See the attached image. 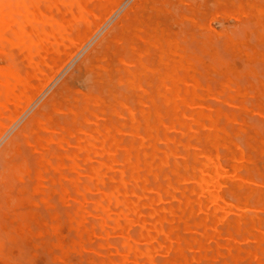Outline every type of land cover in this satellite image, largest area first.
<instances>
[{"label":"bare ground","instance_id":"1","mask_svg":"<svg viewBox=\"0 0 264 264\" xmlns=\"http://www.w3.org/2000/svg\"><path fill=\"white\" fill-rule=\"evenodd\" d=\"M111 1L112 0H0V126L4 125L2 121L7 117L13 119L17 116L23 106L22 104L32 99L31 93L37 87L34 85V81L42 76L44 77L53 64L61 56L63 57V54L68 51L67 49L80 35L82 29L81 25H85V23L87 25L90 19L93 18L97 12H100L110 5ZM148 1L151 0H136L129 11L118 20L116 30H114V28L106 33L99 44L85 56L81 64L87 65V62L89 64L94 56L97 54L99 55L98 52H103L106 65H101L100 68L103 69L102 71L105 74L109 75V69L111 68V59L108 58L110 56L109 54L115 55L117 57V59L116 57L115 59L118 60L117 62H120L114 63L115 65H119L122 62L125 65L129 63L128 66L131 67L130 64H132L133 61L138 62L139 60L136 61V59L141 52V46L134 42V40L141 39L143 41L145 37L150 36L143 30V28L147 27H145V25L142 26L144 20L142 19L143 14L141 12L146 7ZM167 1H165V3L163 2L166 6ZM229 1H226L227 4ZM237 1L238 0H236V2ZM176 2H178V0H176ZM238 2L241 4L240 1ZM238 2L235 3V7H237ZM154 3L157 4L156 1H154L149 9L153 8ZM163 3L161 4L163 5ZM158 4H160V2H158ZM232 4L234 6L233 2ZM263 5L260 7L261 10L258 11H263ZM221 6L224 7L223 5ZM232 8L234 9V7ZM176 9L170 11L172 12ZM236 9L238 10L239 8ZM207 10L205 9V11ZM231 10L232 9H230V11ZM148 11L151 12V10H147V12ZM181 11L183 12V9ZM198 12L197 14L199 15L201 11ZM148 13H145V19ZM188 13L193 14L191 11ZM253 14L255 18L256 13L254 12ZM260 14L261 13H259V15ZM167 16L168 15H166V17ZM207 16H203L202 14V17ZM166 17L164 20L167 19V21H169V16L168 18ZM201 18H199L201 21L200 23L203 25V20H201ZM249 18L250 17H248V19ZM164 20H162V22H165ZM178 20L181 19L178 18ZM240 20L242 21V19ZM255 20L257 21V18ZM247 21L249 22V20ZM186 22L183 20L181 24H186ZM165 23L164 25L166 26ZM245 23L246 21H242L243 25L241 24L242 27L240 31L247 26L243 27ZM172 24L168 28H170ZM187 24L186 27H182L184 30L188 28ZM196 27L195 29L197 31L199 27ZM177 28L180 29L179 27ZM263 28L261 29L262 31L264 30ZM149 29L151 30V26ZM183 29L178 31L185 33ZM237 29H239L238 25ZM199 30H201V28ZM178 31L177 33L179 34ZM191 31L193 32L194 30ZM231 31L232 29L229 34L232 36L234 32ZM236 31H238L235 32L236 37H238L237 35H240V31ZM200 32L202 33V30ZM206 32L207 31L204 33ZM248 32L250 33L251 30ZM142 33L143 35H141ZM201 33L200 35H203V33ZM242 33L244 37V32ZM171 34L173 35L172 29ZM189 34L191 35L192 33ZM251 34L254 33H250V35ZM165 35H167V33ZM206 35H204V39ZM223 35L218 36V38L223 37ZM179 36L180 40L176 38L179 43H182L180 42L182 38L181 34L178 35V37ZM159 37H161L160 34ZM198 37L200 36L197 35L195 38L197 39ZM254 37H256L255 34ZM186 38H188L186 39L188 44L186 40H183L182 44H187L186 50L188 51L192 46L188 49L189 43L191 45V41H188V36ZM225 39H227V37H225ZM251 39L253 40V38ZM141 40L139 43H141ZM164 40L167 39H163V41ZM214 40H216V37ZM234 40H236V38ZM147 42L149 43L150 41ZM254 42L255 41H251V43ZM199 43L201 44V42ZM205 43L202 44L204 45ZM214 43L221 45L222 40L220 39V41L218 40ZM217 44L215 48H217ZM224 44H227V42ZM163 45L165 47V44ZM142 47L146 49L147 46ZM258 48H260V46H258ZM179 49L182 50L181 47ZM206 49L208 50V47H206ZM186 50L185 52L187 53ZM198 50L191 53H195V55L198 53L199 55V52H197ZM220 50L224 51V53L219 52ZM155 51L160 52V49L157 50L155 47ZM228 51L231 52L229 49ZM216 52L221 53V55L225 54L224 47H220L219 50L217 48ZM153 53L154 51L151 56L149 55L151 61L153 58L152 56L155 54ZM175 54L177 53L175 52ZM226 54L222 56L218 54L220 56H216L218 58L216 59H227L226 56L228 54ZM160 55L161 54H159V56ZM165 56L167 55H163V57ZM184 56L186 57V54ZM100 57L102 58V56ZM156 57L158 63L159 58L155 56L154 59ZM205 57L207 56L205 55ZM256 58L258 59V56H256ZM162 59L165 60V58ZM170 59H167V61ZM189 59L191 60V58ZM183 60L185 59L183 58ZM204 60L206 59L204 58ZM208 60L207 61L210 63L209 57ZM211 60L213 59L211 58ZM142 61L145 63L146 58L142 57ZM242 61V63H244V59ZM94 62L96 63V60ZM214 62L217 69L222 66L226 67V65L221 63L222 61L220 62V65L222 64L220 67L217 66L219 62ZM223 62L226 64L227 61L223 60ZM168 63L170 62L168 61ZM197 63H199L198 60L196 65ZM201 63L202 62H200V65ZM258 63L257 67L259 66ZM123 64H121V66ZM212 64L215 65L214 63ZM115 65L113 66L115 67ZM140 65H143V63L140 62L139 69L142 67ZM261 65H263L262 62ZM133 66L135 67V63L132 64V67ZM148 66H150V64H148ZM163 66L165 67L164 64ZM171 66V70L168 71L173 74L168 76L170 78L169 82L166 81V83L169 84L168 90H170L171 95L165 99L171 109L166 111V113L164 109L166 106L163 108L164 112L162 110H160V112L154 110L152 117L149 111H146V113L142 112V126L136 119L139 112H135L138 113L135 115L132 109L134 105L129 107L130 104L128 106L126 100L125 102H119V100H117V102L128 111L130 125L127 127L123 125L118 127L116 125H121V123L117 124V120H115V124L113 123L114 119L111 121L108 116V120H106L104 115L110 114L113 109L112 107L111 109L108 108V113L106 112V107V110L102 105L99 107V102H102V100L98 102V98L96 97V95L100 94L99 92L95 97H92L89 94H84L82 90H79L80 93L82 92L81 94L78 93L79 91L75 90L80 98L77 97L78 95L71 97V94L70 99H73L74 102L70 103V101H64L66 105H62L61 103L63 100L60 102V97H64L66 91L69 92V90L73 88V86L71 88L67 87L68 80L70 79L67 78L0 151V165L3 166V170L0 172V207L2 206L1 197L5 194L8 197V205L14 198V200L18 201V203L15 201V203H12H14V206L17 204L16 207L19 205L21 210L16 211V208L12 207L13 212L10 213L11 216H6V218L9 219L13 230L24 237L28 245L33 247V249H30L34 250L32 253L33 256H30V261L26 258L28 259L27 261L35 264L32 262L34 259H38L40 256L45 255L50 258L49 260H51L53 264H264V178L262 179L259 176L255 179L256 174L254 175V168L251 164V167L247 165V163L252 161V158L254 159L255 156L252 157L251 154L256 150H252V153L250 150L251 154L246 150L244 151V147L240 148L241 145L239 146L233 141L234 138L232 139L230 137L231 133L229 132L230 127L231 131H235L236 135H239L237 132L240 133L239 137H236L237 141L241 137L240 141H242V144L244 142V145L248 148L251 147V141L256 137L253 135L255 132H252L253 134L251 133L254 126L248 125V122H244L239 119L241 117L236 115L239 119L237 120H241L238 122L235 118V112H233L235 108L232 109V107L228 106V108L232 110L226 109L229 110V112H222L219 105H215V107L219 106L220 108L214 107L213 109L207 103L205 104L206 97L212 95H209L207 91L206 87L208 86L206 85V87H204L205 85L201 84L193 74L189 73L190 69L188 66L179 65L183 68L182 71L185 72L180 73V75L182 74L181 77L176 75L175 67L177 64L176 66L173 64ZM77 67V69L80 68L79 66ZM87 67L90 68V65ZM121 68L123 69V67ZM125 68L131 74L129 75L130 78H134L135 73L131 71H135L133 69H136V67L131 71L128 70L129 68L127 69V66H125L124 69ZM95 69L96 68H94V70ZM139 69L137 70L139 71ZM148 69L152 70V68ZM202 69L201 65V70ZM259 69L261 70L260 66ZM161 70L160 68V71ZM197 70L201 71L200 69ZM82 71L84 70H81V73ZM114 71L115 73L113 70L112 73L116 75L117 72L115 69ZM121 71L120 75L122 74ZM90 72H92V68ZM242 72L244 71L242 70ZM146 73L148 74L147 71ZM166 73L168 74V72ZM229 73L230 72H227V74ZM47 74H49V72H47ZM83 74H86L85 71ZM263 74L259 75L261 76ZM71 75L74 76L73 74H70V76ZM214 75L215 74H213V76ZM253 75L254 74L251 76L253 77ZM87 76H89V74H87ZM126 76L125 74V79ZM142 76H144V74ZM149 76L150 74L148 77ZM200 76L204 75L202 74ZM217 76L219 75H216V77ZM220 77V79H222L221 75ZM101 78L99 77L98 82ZM118 78L114 81L118 82ZM254 79L255 77H253V80ZM255 80L257 82V79ZM71 81L73 82V79ZM104 81H107V79ZM154 81H156V79ZM207 81L209 82V80ZM221 81L219 80V82ZM87 82L88 79H86V83ZM178 82L182 84L179 85L182 86L181 89L178 87ZM204 82L206 84V80H204ZM213 82L219 83L215 80ZM213 82H211L212 86L215 85ZM244 83L247 85L249 84L247 82ZM167 84H165L166 88ZM232 84L234 86L235 83ZM70 85H73V83ZM91 85L96 84L91 82ZM122 85L126 87L129 84ZM112 86H115L111 85L112 90H114ZM154 87L155 86H153V88ZM256 87H258V82ZM106 88L101 89L106 90ZM215 88L211 89L215 92ZM115 89L117 90V88ZM142 89L143 90H140L141 93L147 92L144 91V88ZM146 90H148L147 86ZM129 91L131 95L132 89ZM251 91L248 93L253 94L254 91ZM117 92H119V95L120 90L116 91V93ZM107 93L104 95H108ZM155 93L157 94V91L154 90V95H156ZM218 93H220V91ZM224 93L223 95L225 98L231 101V103L236 102L237 98L234 102V97L232 96V94L235 93L234 91H232V94L227 93V90ZM112 94L113 93H111V95ZM223 95L220 94V96L224 98ZM106 97L108 99L110 96ZM144 98H146V95H144L142 99L144 100ZM215 98L217 99V97ZM64 99L67 98L64 97ZM112 99L114 98H109L108 101L111 100V102H113ZM155 99L158 98L156 97ZM220 99L222 98L220 97ZM130 100L133 101V99ZM148 100L150 101V98ZM152 101L154 102V100ZM229 101L228 103H230ZM136 102H138V100ZM111 104L113 105L114 103ZM142 104L148 105L149 102H142ZM220 104L222 103L220 102ZM235 104L233 105L235 106ZM254 104H256L255 101ZM262 104L264 105V102ZM63 106H65L66 111L61 109ZM160 106L163 107L162 103ZM115 107L118 108L119 106ZM137 107L139 108V106ZM145 107L147 108V106ZM162 107L160 109H162ZM246 107L249 106L246 105ZM56 112L64 114V117L66 114V117L64 118L59 115L62 121L60 118H54L53 113ZM125 112L126 111L122 112V114L124 115ZM237 112L238 111H236V114ZM120 115L118 116L120 117ZM125 116L127 117V115L123 117L125 118ZM246 116L248 115L246 114ZM253 116L255 117V115ZM117 119L119 120L120 118ZM122 119L123 118H121V120ZM123 120L122 122H124ZM101 121H103V123ZM234 123H236L237 126H234ZM175 133H177V135ZM116 136L118 137L116 138ZM258 141L256 143H258ZM255 146L257 145L255 144ZM232 147L238 150H234ZM252 149H254V147ZM255 153L256 152H254L253 155H255ZM258 156L260 155L257 154V157ZM261 157L260 160H263L264 156L262 155ZM79 171L82 177L84 176L83 174L87 175L91 184H87L88 179L78 177ZM85 180L87 181L86 183H84ZM15 190L17 193H15ZM13 193L15 196L17 194V196L15 197ZM228 195L231 199L228 198ZM74 199H78V202ZM250 199H253V204L250 203ZM76 203H78V205H76ZM208 204L211 205L208 206ZM96 218L99 220L98 224L95 222ZM111 233L117 235L121 239L120 244L115 243L119 239L114 243H109ZM22 237L19 238L20 241ZM24 238L23 242H25ZM10 239L11 235L9 240ZM13 240L16 241L15 237L12 236V241ZM30 246H26V248L28 247L29 249ZM9 255L10 254H8V256ZM3 259H5V257H3ZM7 259L9 260L8 257Z\"/></svg>","mask_w":264,"mask_h":264},{"label":"rangeland","instance_id":"2","mask_svg":"<svg viewBox=\"0 0 264 264\" xmlns=\"http://www.w3.org/2000/svg\"><path fill=\"white\" fill-rule=\"evenodd\" d=\"M135 1L136 0H112L111 1V3H110V5H108L105 9H103V10H99L100 12H97L96 14H95V16L93 17V18H91L90 19V21L87 23V25H86V23H85V25H81V33H80V35L78 36V38L70 45V47L67 49L68 51L66 52V53H64L63 54V57L61 58H59L54 64H53V66H55V67H51L47 72H49V74H47V72H46V75L43 77H40L38 80H36V81H34V85L35 86H37L36 87V89H34V91H32V93H31V95H32V99L30 100V101H26L27 103H24V104H22L23 106H22V108L20 109V111H19V114L17 115V116H15L13 119H10V118H6L4 121H2V123L4 124H2L3 126H0V151L3 149V147L8 143V141L19 131V129L29 120V118L37 111V109L42 105V104H44V102L45 101H47V99L50 97V95L58 88V86L65 80V79H69L68 80V83H73V85H70V84H68L67 83V87L68 88H71L72 86H73V88H75V89H73V88H71L70 90H69V92H67L66 91V94H64L65 96V98H67V99H64V97H60V102L62 101V105H64L66 102H64V101H70V103H73L74 102V100L72 99H70V95H71V97H75L76 95H78V93L79 94H81L80 93V91L79 90H82L83 91V93L84 94H89V95H91L92 97H95V95L96 94H99V95H102V96H99V95H96V97L98 98V102L99 101H101L102 100V102H99L100 103V106L99 107H101V105L103 106V108H107V110H106V108H105V110H106V112H108V108L109 109H111V107H112V112L110 113V114H106V115H104L105 116V119L106 120H108V118H110L111 119V121H113V119H114V121H113V123L115 122V120H117V124H119V123H121V125H116V126H125V127H127L128 125H130V123H129V116H128V111L126 110V108L125 107H123L121 104L119 105V103L117 102V100H119V102H125V100H126V102L128 103V106H129V104H130V106L129 107H132L133 105V107L134 108H132L133 110H134V113L135 112H139V114L138 113H135V115L136 114H138V116L136 117V119L139 121V123H140V125L142 126L143 125V122L141 121L142 120V118H141V115H142V112H145L146 113V111L148 112H150L152 115H151V117L153 116V113H154V110H156V111H159L160 112V110H162L163 112H164V109H165V113H166V111H168L169 109H171V107L166 103V101H165V99H166V97H170V95H171V92H170V90H168V85L169 84H167L166 83V81L167 82H169V80H170V78L168 77L169 75H172L173 73L172 72H169L168 70H171L170 69V67H172L171 65L173 64V65H175L176 66V64H177V66L175 67V71H176V75H178L179 77H181L182 76V74L180 75V73H185L184 71H182L183 70V68H181V66H179L180 64H182V66H188L189 67V69H190V71H189V73H191V74H193L194 75V77L198 80V81H200L201 82V84H203V85H205L204 87H206V85L208 86V87H206L207 88V91L209 92V95H211L210 97L209 96H207L206 97V100H208V99H212V100H208V101H206L205 100V104L207 103L211 108H213L214 109V107H215V105H219V106H216L215 108H220L221 109V111L222 112H229V110L231 111L232 109H234L235 108V110L236 109H238V110H236V111H238L237 112V114H236V111L235 110H233V112H235V118H236V120L238 119L237 118V116L238 117H241V118H239V119H241V120H243L244 122H248L247 124L248 125H250V126H254L253 127V131H251V133L252 132H255L253 135H254V137H255V139H254V137H253V139L254 140H252L251 141V147H246V145H244V142H243V144H242V141H240V139H241V137L238 139V141H239V143H238V141H237V139H236V137L238 136L239 137V135H240V133H238L237 132V134H239V135H236V133H235V131L233 132V131H231V129H230V127H229V132L231 133L230 134V137L233 139V141L236 143V144H238L239 146H240V148H243V150L245 151H247L249 154H251L252 153V150H256V151H254V152H256L255 153V155H253V153L251 154V156L253 157V156H255L254 157V159L252 158V161L250 162V163H247V165L249 166V167H253L254 168V175L256 176V178L255 179H257L259 176L263 179L264 178V158H263V160H260L262 157V155L264 156V139H263V137H264V105L262 104L263 102H264V77H263V73H264V30L262 31L261 29L263 28V26H264V0H252V1H250V0H238V1H240L241 2V4H239V2H238V5H237V7H235V3H237L236 2V0L234 1V0H231V1H229V0H178V2H176V0H154V1H156V3L158 4V2H160V4H153L154 6H153V8H150L149 9V7H150V5L154 2L153 0H151V1H148V3L146 4V7L141 11L142 12V14H143V17H142V19L144 20V23L142 24V26L143 25H145V27H147V28H143V30L145 31V32H147V34H149L150 36L149 37H145V39L142 41L141 39V43H139L140 42V40H138V39H135L134 40V42H136V43H138L140 46H141V52L139 53V55L137 56V59H136V61L137 60H139L138 62H135V61H133V63H135V67H136V69H133V68H135L134 66L132 67V64H130L131 65V67L130 66H128L129 65V63H128V65H125V64H123L122 62H121V64H123L122 66H121V64H119V65H115L114 63H120V62H117L118 60H116L117 59V57L114 55L113 56V54H109L110 56L108 57V58H110L111 59V64H110V66H111V68H110V66H109V75L108 74H105L102 70V68H100V66L101 65H106V62L104 61V57H103V52H98L99 53V55L97 56H94L93 58H92V61L88 64V62H87V65H85V64H81L82 63V61H83V59L85 58V56H87V54L94 48V47H96L98 44H99V42L103 39V37L106 35V33H108L109 31H111V29L113 30L114 28V30H116V28H117V26H116V24L118 23V20H120L124 15H125V13L126 12H128L129 11V9L133 6V4L135 3ZM165 1H167V6L164 4L165 3ZM183 1V2H182ZM223 1V2H222ZM226 1H229L228 2V4H227V2ZM243 1H245V2H243ZM257 1V2H256ZM164 2V3H163ZM170 2V3H169ZM181 2V3H180ZM232 2L234 3V6H233V4H232ZM257 4H256V3ZM259 2V3H258ZM263 2V3H262ZM161 3H163V5L161 4ZM211 3V4H210ZM218 3H219V5H218ZM246 3V4H245ZM252 3H253V5H252ZM170 6H169V5ZM177 4V5H176ZM191 4V5H190ZM208 4H210V5H208ZM159 5H161V6H159ZM184 5H186V6H184ZM197 5V6H196ZM221 5H223L224 7H222ZM227 5H231V6H227ZM258 5H260V6H258ZM261 5H263L262 6V9H263V11H258V10H261L260 9V7H261ZM163 6H165V7H163ZM188 6H190V7H192V8H190V7H188ZM200 6H201V8H200ZM211 6V7H210ZM187 7V8H186ZM205 7V8H204ZM217 9H216V8ZM232 7H234V9L232 8ZM176 9L175 11H170V10H174V9ZM183 9V12L181 11L182 9ZM211 8H213V9H211ZM224 8V9H223ZM236 8H239L238 10L236 9ZM248 8V9H247ZM253 8V9H252ZM257 8V9H256ZM259 8V9H258ZM165 9V10H164ZM185 9V10H184ZM198 9V10H197ZM205 9L208 11V13H207V11H205ZM223 9V10H222ZM230 9H232L231 11H230ZM243 9V10H242ZM251 9V10H250ZM147 10H151V12L150 11H148V12H150V13H148L147 12ZM154 10H156V11H154ZM160 10V11H159ZM188 10V11H187ZM254 10V11H253ZM154 11V12H153ZM192 12L193 14H190V13H188V12ZM200 13H199V12ZM203 11V12H202ZM242 11V12H241ZM248 11V12H247ZM148 13V16H147V18L145 19V16H146V14ZM167 12V13H166ZM197 12L199 13V15L197 14ZM256 13L255 14V18L253 17V13ZM161 13H162V15H161ZM166 13V14H165ZM169 13V14H168ZM174 15H173V14ZM185 13H188V14H185ZM233 13V14H232ZM248 13V14H247ZM259 13H261L260 15H259ZM179 15V17H178V15ZM202 14H203V16H207V17H202ZM231 14V15H230ZM237 16H236V15ZM245 14V15H244ZM247 14V15H246ZM258 14V15H257ZM153 15H154V17H153ZM157 17H156V16ZM160 15H161V17H160ZM166 15H168L169 16V21H167V19L166 20H164L165 19V17H166ZM250 15V16H249ZM165 16V17H164ZM168 16L166 17V18H168ZM172 16V17H171ZM183 16H184V18H183ZM187 18H186V17ZM189 17V18H188ZM196 17V18H195ZM201 18V20H203L202 21V23H203V25H201V21H200V19L199 18ZM244 17H246V18H244ZM248 17H250L249 19H248ZM159 18V19H158ZM173 18H175V19H173ZM178 18H180L181 20H178ZM198 18V19H197ZM203 18H205V19H203ZM257 18V21L255 20ZM153 19V20H152ZM155 19H156V21H155ZM193 19V20H192ZM240 19H242V21L243 22H245L246 21V23L244 24V26L243 27H245L246 25L248 26H246L245 28H242V31H240V29H241V27H242V21L240 20ZM152 20V21H151ZM162 20H164L165 22H167V23H165V22H162ZM183 20L186 22V21H188V22H186V24L187 23H190V24H187V27L188 28H186L185 30L183 29L184 27H186V24H181V23H183ZM199 20V21H198ZM205 20V21H204ZM207 20V21H206ZM247 20H249V22L247 21ZM154 21H155V23H154ZM174 21V22H173ZM252 21V22H251ZM248 22V23H247ZM253 22H255V23H253ZM157 23V24H156ZM164 23L166 24V26L164 25ZM173 23V24H172ZM253 23V24H252ZM261 23H262V25H261ZM156 24V25H155ZM172 24V26L170 27V28H168L170 25ZM176 24V25H175ZM242 24V25H241ZM250 26H249V25ZM260 24V25H259ZM178 25V26H177ZM181 25H184V26H181ZM190 25V26H189ZM192 25H194V26H192ZM198 25V26H197ZM232 25H234V26H232ZM237 25H238V28L239 29H237ZM257 25V26H256ZM151 26V30L149 29V27ZM162 26V27H161ZM174 26V27H173ZM197 26V27H196ZM229 26H232V27H229ZM254 26H255V28H254ZM262 26V27H261ZM177 27H179L180 29H178ZM183 27V28H182ZM195 27L196 28H198L197 29V31L199 32H197L196 31V29H195ZM160 28H161V30H160ZM168 28V29H167ZM194 28V29H193ZM201 28V30H202V33H203V35H200V31L201 30H199ZM170 29V30H169ZM171 29H172V32H173V35L171 34ZM176 29H178V30H181V29H183V31L185 32V33H182V31L181 32H179L178 30H176ZM232 29V31L234 32V33H232L233 35L231 36V34H229L230 33V30ZM243 29H244V31H243ZM250 31L251 30V32L250 33H254L255 35H256V37H254V34H251L250 35V33L247 31ZM257 29H260V30H257ZM264 29V28H263ZM119 30V29H118ZM151 32H150V31ZM154 30V31H153ZM167 30V31H166ZM191 30H194V31H196V32H192ZM235 30V31H234ZM236 30H239L240 32V35H237L241 40H242V38H243V40L241 41L238 37H236V33L235 32H238V31H236ZM165 31H166V33H167V35H165L166 33H165ZM177 31L179 32V34L177 33ZM187 31V32H186ZM190 31V32H189ZM205 31H207L206 33H204ZM229 31V32H228ZM231 31V32H232ZM260 31V32H259ZM116 32H118V31H116ZM161 32V33H160ZM192 33L191 35H192V38H191V35L189 34V33ZM242 32H244V37H243V33ZM263 32V33H262ZM197 33V34H196ZM201 33V34H202ZM239 33H237V34H239ZM242 33V34H241ZM159 34H160V36L161 37H159ZM181 34V41L180 42H182L183 43V40H186V39H188V38H186L187 36L189 37V42L191 41V45H190V43H189V46H188V49L192 46V48L191 49H189L188 51L190 52H188L186 49V45L188 44V42H187V40H186V43L187 44H185L184 43V45L182 44V43H179V41H178V39L180 40V36L178 37V35H180ZM183 34V35H182ZM186 34H187V36H186ZM196 34V36L198 35V36H200V37H198L197 39L194 37V35ZM207 34V35H206ZM224 34V35H223ZM141 35H143V33L141 34ZM146 35V34H145ZM171 35V36H170ZM177 35V36H176ZM204 35H206L205 37V39H207V40H205L204 39ZM213 35V36H212ZM220 35H223V37H219L218 38V36H220ZM148 36V35H147ZM186 36V37H185ZM201 36H202V39H201ZM216 37V40H214L215 39V37ZM227 37V39H225V37ZM234 36V37H233ZM155 37H156V39H155ZM178 39H177V38ZM214 37V38H213ZM235 39L236 38V40H234L233 38ZM253 38V40L251 39V38ZM185 38V39H184ZM223 38V39H222ZM229 38V39H228ZM250 38V39H249ZM257 38V39H256ZM163 39H167V40H164L163 41ZM204 39V40H203ZM220 39L222 40V43H221V45H219V44H217V43H214L215 41L217 42L218 40L220 41ZM260 39V40H259ZM154 40V41H153ZM200 40H202V41H200ZM213 40H214V42H213ZM259 40V41H258ZM147 41H150L149 43L147 42ZM251 41L253 42V41H255L254 43H251ZM192 42H195V43H192ZM199 42H201V44L199 43ZM205 42H207V43H205ZM209 42V43H208ZM225 42H227V44H224ZM202 43H205L204 45L202 44ZM219 43V42H218ZM142 44V45H141ZM144 44V45H143ZM157 44H159V45H157ZM163 44H165V47H164V45ZM211 44V45H210ZM215 44V45H214ZM216 44H217V48H218V50H219V48L220 47H224V50H225V54H226V52H227V59H220V60H217L218 58L216 57V56H220L221 55V53H217L216 52V50H217V48H215L216 47ZM238 44V45H237ZM257 44V45H256ZM258 44H261V45H258ZM262 44H263V46H262ZM172 45V46H171ZM175 45H176V47H175ZM202 45H203V47H202ZM214 45V46H213ZM237 45V46H236ZM242 45V46H241ZM245 47H247V48H245ZM142 46H147L146 47V49H144V47H142ZM174 46V47H173ZM211 46H213V47H211ZM220 46V47H219ZM258 46H260V48H258ZM155 47H156V49L158 50V49H160V52L159 51H155ZM181 47V49L182 50H180L179 48ZM202 47V48H201ZM205 47V48H204ZM206 47H208V50H210V51H208L207 49H206ZM244 47V48H243ZM152 48V49H151ZM239 48V49H238ZM250 48V49H249ZM142 49H143V52H142ZM179 49V50H178ZM199 49V50H198ZM222 49V48H221ZM228 49L229 50H231V52L230 51H228ZM247 49V50H246ZM151 50V51H150ZM179 52H178V51ZM185 50L187 51V53L185 52ZM192 50V51H191ZM196 50H198L197 52H199V55H198V53H196V55H195V53H191V52H196ZM205 52H203V51ZM223 50V49H222ZM222 50H220L219 52H223L224 53V51H222ZM252 52H251V51ZM154 51V53L156 54H154L152 57V61L150 60V56L152 55V52ZM170 51H172V52H170ZM180 51H182V52H180ZM201 51V52H200ZM249 51V52H248ZM159 52V53H158ZM175 52L177 53V54H175ZM207 52V53H206ZM144 53V54H143ZM200 53H202V54H200ZM230 53V54H229ZM243 53V54H242ZM251 53V54H250ZM148 56H147V55ZM159 54H161L160 56H159ZM186 54V57L184 56ZM218 54H220V55H218ZM225 54H222V55H225ZM150 55V56H149ZM163 55H167V56H165V57H163ZM181 55V56H180ZM192 55H194V56H192ZM202 55V56H201ZM205 55L207 56V57H205ZM209 55V56H208ZM221 55V56H222ZM230 55V56H229ZM100 56H102V58L100 57ZM155 56H158V63H157V57L155 58L156 59V61H155V59H154V57ZM256 56H258V59L256 58ZM96 57H97V59H96ZM115 57H116V59H115ZM142 57L144 58H146V62L144 63L143 61H142ZM150 57V58H149ZM206 59V60H204V58ZM208 57L210 58V63L208 62L209 60H208ZM225 57V58H226ZM229 57V58H228ZM94 58H95V60H96V63L94 62L95 60H94ZM162 58H165V60L164 59H162ZM170 58H172V59H170ZM183 58L185 59V60H183ZM189 58H191V60L189 59ZM193 58V59H192ZM211 58L213 59V60H211ZM217 58V59H216ZM234 58V59H233ZM236 58V59H235ZM238 58V59H237ZM167 59H170V60H168L170 63H168V61H167ZM194 59H196V60H194ZM214 59H216V60H214ZM231 59H232V61H231ZM244 59V63H242L243 60ZM150 60V61H149ZM197 60H198V62L199 63H197V65H196V62H197ZM208 60V61H207ZM223 60H225V61H227L226 62V64H224L225 62H223ZM229 60H230V62H229ZM241 60V61H240ZM102 61H103V63H102ZM114 61V62H113ZM145 61V60H144ZM155 61V62H154ZM172 61V62H171ZM184 61V62H183ZM194 62V65H193V62ZM212 61V62H211ZM214 61H216V62H219V63H217L218 65V67H220L222 64L223 65H226V67H224V66H222L221 68H219V69H217V67H216V64H215V62ZM222 61V62H221ZM258 61H259V63H258ZM105 62V63H104ZM113 62V63H112ZM128 62V61H127ZM140 62H142L143 63V65H140V66H142L140 69L138 68L139 67V64H140ZM200 62H202L201 63V65H202V68L204 69V71H203V69L201 70V65H200ZM220 62L222 63L221 65H220ZM261 62H262V64L263 65H261ZM57 63V64H56ZM95 63V64H94ZM98 63V64H97ZM99 63H102V64H99ZM137 63V64H136ZM175 63V64H174ZM180 63V64H179ZM212 63H214L215 65H213ZM246 63V64H245ZM247 63H249V64H247ZM255 63V64H254ZM257 63H258V65L260 66V68H261V70L259 69V66L257 67ZM82 66H81V65ZM92 64V65H91ZM115 65V67L113 66V65ZM148 64H150V66H148ZM156 64V65H155ZM163 64L165 65V67L163 66ZM170 64V65H169ZM252 64H254V65H252ZM90 65V68L89 67H87V66H89ZM243 65V66H242ZM246 65V66H245ZM250 65H252V66H250ZM77 66H79L80 68V72H79V69H77L78 67ZM85 66H86V69H85ZM91 66H93V67H91ZM96 66V67H95ZM117 66V67H116ZM125 66H127V69L129 70V71H131L132 69L133 70H135V71H131V72H134L135 73V77L133 78H130V76L129 75H131L127 70H126V68L124 69V67ZM197 66V67H196ZM200 66V67H199ZM249 66V67H248ZM261 66H263V67H261ZM121 67H123V69L121 68ZM144 67V68H143ZM257 69V72H256V69ZM91 68H92V72H90L91 71ZM94 68H96L95 70H94ZM148 68H152V70L151 69H148ZM160 68L162 69L161 71H163V72H161L160 71ZM165 68V69H164ZM193 70H192V69ZM200 69L201 71H199V70H197V69ZM247 68V69H246ZM249 68V69H248ZM263 68V69H262ZM100 69V70H99ZM114 69L116 70V72H117V77H116V75L115 74H113L112 73V70H113V72L115 73V71H114ZM137 69H139V71L137 70ZM244 69H246V70H244ZM258 69H259V71H261V72H259L258 71ZM53 70V71H52ZM78 70V71H77ZM81 70H84L85 71V75L83 74L84 73V71H82V73H81ZM121 70H123V71H121ZM178 70H181V71H178ZM239 70V71H238ZM240 70H241V72H242V70L244 71V72H240ZM251 72H250V71ZM88 73H87V72ZM103 73H102V72ZM120 71H121V75H120ZM127 71V72H126ZM137 71H138V74H137ZM146 71L148 72V74L146 73ZM192 71V72H191ZM199 73H198V72ZM263 71V72H262ZM157 72V73H156ZM166 72H168V74L166 73ZM179 72V73H178ZM202 72V73H201ZM205 72V73H204ZM207 72V73H206ZM227 72H230L229 74H227ZM123 73H124V75H123ZM129 73V74H128ZM156 73V74H155ZM197 73V74H196ZM215 74L214 76H213V74ZM240 73H241V75H240ZM263 74V75H259V74ZM70 74H73L74 76H72V79H73V82L71 81L72 79H71V76H70ZM87 74H89V76H87ZM125 74L127 75L126 76V79H125ZM144 74V76H142ZM150 74V76L148 77V75ZM204 75V76H200V75ZM211 74V75H210ZM252 74H254L253 75V77H255V79H257V82H258V87H256L257 86V82H256V80L254 79L253 80V77L251 76ZM48 75V76H47ZM105 77H104V76ZM106 75H108V76H106ZM120 75V76H119ZM151 75H152V77H151ZM216 75H219V76H217L218 77V79H217V77H216ZM220 75L222 76V79H220L221 77H220ZM231 75V76H230ZM236 76V77H234V76ZM243 75V76H242ZM246 77H245V76ZM69 76V77H68ZM87 76V77H86ZM94 76V77H93ZM114 76H115V78H114ZM158 78H157V77ZM226 78V80H225V78ZM248 76V77H247ZM250 76V77H249ZM86 77V78H85ZM99 77L101 78L100 79V81L98 82V80H99ZM107 77V78H106ZM109 77V78H108ZM119 77V78H118ZM137 77H138V79H137ZM156 77V78H155ZM203 77H206V78H203ZM227 77H228V79H227ZM245 77V78H244ZM84 78H85V80H84ZM107 79V81H104V80H106ZM116 78H118V82L117 81H114ZM123 78H124V81H123ZM150 78V79H149ZM156 79V81H154L155 79ZM238 78V79H237ZM244 80H243V79ZM247 78V79H246ZM250 78V79H249ZM47 79V80H46ZM86 79H88V82L86 83ZM90 79V80H89ZM93 79H95V80H97V81H95V80H93ZM112 80V83H111V80ZM206 80V84H205V82H204V80ZM245 79H246V81H245ZM109 80V81H108ZM117 80V79H116ZM203 80V81H202ZM207 80H209V82L207 81ZM218 81L219 82V80L221 81V82H219L218 84H217V82H213V81ZM238 80V81H237ZM241 80H243L244 82H247V83H249L248 85L246 84V83H244L243 81H241ZM142 81H144V82H142ZM146 81V82H145ZM154 81V82H153ZM160 81V82H159ZM91 82L93 83V84H96V85H91ZM109 82H110V84H109ZM117 82V83H116ZM148 82V83H147ZM156 82V83H155ZM158 82V83H157ZM211 82H213V84L215 83V87L214 86H212L211 85ZM239 82V83H238ZM254 82V83H253ZM37 85H36V84ZM101 83H102V85H101ZM115 83V84H114ZM135 85H134V84ZM221 83V84H220ZM223 83V84H222ZM232 83H235L234 84V86H233V84ZM241 83V84H240ZM262 83V84H261ZM98 84V85H97ZM122 84H125V85H128V86H124V85H122ZM155 84V85H154ZM165 84H167V88L165 87ZM244 84V85H243ZM255 84H256V86H255ZM91 85V86H90ZM108 85V86H107ZM111 85H114L115 87H113L114 88V90H112V88H111ZM155 86L154 88H153V86ZM179 85H182L181 83H179L178 82V87L181 89L182 88V86H179ZM235 88L236 86V88L234 89L232 86ZM242 85V86H241ZM144 88V91H147V92H142L141 93V91L140 90H143L142 88ZM145 86V87H144ZM146 86H147V89L148 90H146ZM218 86V87H217ZM230 86V87H229ZM244 86V87H243ZM97 87V88H96ZM108 88V90H107V88ZM124 87V88H123ZM165 87V88H164ZM243 87V88H242ZM89 88V89H88ZM101 88H106V90H103V89H101ZM115 88H117V90L115 89ZM122 88H123V90H122ZM149 88H150V91H149ZM214 89L215 88V92H214V90H212V89ZM220 88V89H219ZM232 88V89H231ZM130 89H132V91H131V95H130ZM162 89H163V91H162ZM222 89V90H221ZM255 89V90H254ZM259 89V90H258ZM67 90V89H66ZM75 90H77V91H79L78 93H77V91H75ZM95 90V91H94ZM103 90V91H102ZM120 90V94H122V95H118V93L119 92H117L116 93V91H119ZM122 90V91H121ZM134 90H135V92H134ZM154 90L155 91H157V94L156 95H154ZM227 90V93H231L232 94V91H234L235 93L234 94H232V96L234 97V102H235V99H236V104L235 103H231V101H229L228 99H226L225 98V96L223 95V94H225L224 92ZM243 90V91H242ZM254 91L253 92V94H249L250 93V91ZM71 91V92H70ZM73 91V92H72ZM124 91V92H123ZM216 91H220V93H218V92H216ZM251 91V92H252ZM99 92V93H98ZM108 92V93H107ZM128 92V93H127ZM249 92V93H248ZM75 93V94H74ZM77 93V94H76ZM93 93V94H92ZM108 94V95H104V94ZM111 93H113L112 95H111ZM124 93H126V94H124ZM162 93V94H161ZM125 96H124V95ZM129 94V95H128ZM133 94H136V95H133ZM150 94H151V96H150ZM167 94H169V95H167ZM219 95V96H216V95ZM220 94L221 95H223L224 96V98L222 97V96H220ZM68 95H69V97H68ZM132 95H133V97H132ZM144 95H146V98H144V100L142 99L143 97H144ZM252 95V96H251ZM106 96H110V97H108V99L109 98H114V99H112V101L113 102H111V100H109L108 101V99H107V97ZM120 96V97H119ZM123 96H124V98H123ZM162 96V97H161ZM263 96V97H262ZM77 97H79V95L77 96ZM105 97H106V99H105ZM118 97V98H117ZM131 97V98H130ZM137 97V98H136ZM158 98V99H160V100H158V99H155V98ZM164 97V98H163ZM215 97H217V99L215 98ZM220 97L222 98V99H220ZM249 97H251V98H249ZM252 97H254V98H252ZM262 97V98H261ZM31 98V97H30ZM80 98V97H79ZM101 98V99H100ZM133 99V101L132 100H130V99ZM150 98V101L148 100ZM218 98H219V100H218ZM100 99V100H99ZM121 99H124V100H121ZM138 100V102H136L137 100ZM164 99V100H163ZM214 99V100H213ZM255 99V100H254ZM152 100H154V102L152 101ZM156 100V101H155ZM163 100V101H162ZM215 100H217V101H215ZM231 103H228V101ZM238 100V101H237ZM248 101V102H246V101ZM250 100V101H249ZM255 101V103L256 104H254V101ZM96 101V100H95ZM108 101V102H107ZM129 101V102H128ZM130 101H132V102H130ZM140 101V102H139ZM146 101V102H145ZM147 101L149 102V104L148 105H143L142 104V102L143 103H147ZM159 101V102H158ZM165 101V102H164ZM29 102V103H28ZM117 102V103H116ZM158 102V103H157ZM164 102V103H163ZM220 102L223 104H220ZM245 102V103H244ZM250 102V103H249ZM253 102V103H252ZM105 104V105H103V104ZM111 103H114L113 105L111 104ZM161 103H162V105H163V107L162 106H160L161 105ZM166 103V104H165ZM239 103H241V104H239ZM227 105V106H225V105ZM230 104V105H229ZM233 104H235V106L233 105ZM251 104V105H250ZM254 104V105H253ZM257 104H259V105H257ZM66 105V104H65ZM212 105V106H211ZM246 105L247 106H249V107H246ZM115 106H119L118 108H116ZM137 106H139V108L137 107ZM145 106H147V108L145 107ZM160 106V107H159ZM166 106V107H165ZM228 106H230V107H232V109L230 108H228ZM146 108V109H144V108ZM152 107V108H151ZM162 107V109H160ZM165 107V108H164ZM170 107V108H169ZM245 107H246V109H245ZM253 107H255V108H253ZM258 108V110H257V108ZM123 108H124V110H123ZM137 108H138V110H137ZM153 109V110H151V109ZM164 108V109H163ZM168 108V109H167ZM61 109H64L65 111H66V109H65V106H63ZM118 109V110H117ZM142 109V110H141ZM226 109H229V110H226ZM248 109V110H247ZM254 109H256V110H254ZM121 110V111H120ZM132 110V111H133ZM242 110H243V112H242ZM110 111V110H109ZM124 111H126L125 113H124V115H127V117L125 116V118L123 117L124 115L122 114V112H124ZM153 111V112H152ZM253 111H255V112H253ZM120 112V113H119ZM263 112V113H262ZM109 113V112H108ZM127 113V114H126ZM162 113V112H161ZM245 114V116H244V114ZM259 113H261V114H263V115H261V114H259ZM120 115V117L118 116V115ZM162 114H164V113H162ZM246 114L248 115V116H246ZM59 115H61V116H63L64 114H62V113H53V116H54V118H60V120L62 119ZM68 115V114H67ZM113 115H114V117L116 118H114L113 117ZM237 115V116H236ZM242 115V116H241ZM250 115H251V117H250ZM253 115H255V117L253 116ZM55 116H59V117H55ZM107 116H108V118H107ZM112 118H111V117ZM140 116V117H139ZM64 117V116H63ZM65 117H66V114H65ZM64 117V118H65ZM243 117V118H242ZM249 118V120H248V118ZM261 119H260V118ZM117 118H120L119 120L117 119ZM121 118H123L122 120L124 121V122H122V120H121ZM252 118V119H251ZM262 118H263V121H262ZM238 119V120H239ZM237 120V121H238ZM240 120V121H241ZM247 120V121H246ZM62 121V120H61ZM240 121H238V122H240ZM262 121V122H261ZM102 123H103V121H101ZM142 122V123H141ZM257 122V123H256ZM116 123V122H115ZM114 123V124H115ZM251 123V124H250ZM259 123V124H258ZM254 124V125H253ZM259 125V126H258ZM234 126H237V124L236 123H234ZM258 126V127H257ZM261 126V127H260ZM262 127H263V130H262ZM256 128H258V129H256ZM256 129V130H255ZM261 129V130H260ZM255 130V131H254ZM234 134H233V133ZM260 132V133H259ZM263 132V133H262ZM176 135H177V133H175ZM251 134V135H252ZM259 135V137H258V135ZM263 136H261V135ZM231 135H233V136H231ZM118 136H116V138H117ZM259 138H261V139H259ZM244 139V138H243ZM259 140V141H258ZM262 140V141H261ZM244 141V140H243ZM255 141V142H254ZM258 141V143H256ZM241 142V143H240ZM253 142H254V144H253ZM255 144L257 145V146H255ZM244 145V146H243ZM263 145V146H262ZM262 146V147H261ZM254 147V149H252ZM246 148V149H245ZM249 148H251V149H249ZM232 149H234L233 147H232ZM260 149V150H259ZM234 150H238V149H234ZM250 150H251V153H250ZM259 152V153H258ZM257 154L258 155H260V156H258L257 157ZM225 157V156H224ZM261 157V158H260ZM259 161H258V160ZM260 163V165H261V167H260V165H259V163ZM250 164H251V166H250ZM253 164V165H252ZM256 165V166H255ZM262 166H263V168H262ZM3 166H1L0 165V172L3 170V168H2ZM256 167H257V169H256ZM263 169V170H262ZM258 170V171H257ZM257 172V173H256ZM259 172V173H258ZM263 172V173H262ZM80 173V174H79ZM84 173V172H83ZM84 176L82 177V174H81V172L79 171L78 172V177L79 178H83V179H88L87 181H88V183L87 184H91V181H90V179L87 177V175H85V174H83ZM83 179H82V181H83ZM260 179V178H259ZM86 180H85V182L84 183H86L87 182ZM1 182V181H0ZM261 183V182H260ZM86 185V184H85ZM15 193H17L16 192V190H15ZM13 195H14V193H13ZM6 198H5V197ZM15 196V195H14ZM14 196H13V198H14ZM16 196H17V194H16ZM15 196V197H16ZM3 197V198H2ZM1 197V202H2V206L0 207V234L2 233V235H4V233H5V235L4 236H0V237H3V238H0V264H32V263H30L29 261H30V256L32 255L33 256V251L34 250H30V249H33V247L32 246H30V245H28V243L26 242V239L24 238V237H22L21 235H19L18 233H16L14 230H13V228H12V226H11V224H10V222H9V219H7L6 218V216L7 217H10L11 216V214L10 213H12L13 212V209H12V207H14V208H16V211H20L21 209V207H19V205H18V207H16L17 206V204L14 206L13 204L15 203V202H17L18 203V201H16V200H12V202H14V203H9V205H8V202H7V199H8V197H7V195L5 194V195H3ZM228 198L229 199H231V197L228 195ZM74 200H76L77 202H78V199H74ZM253 199H250V203L251 204H253ZM74 203V202H73ZM72 203V204H73ZM76 205H78V203H76ZM211 204H208V206H210ZM73 206V205H72ZM62 208H64V207H62ZM42 211H43V209H42ZM93 220H94V218H93ZM97 220V221H96ZM92 221V220H91ZM95 222H97V224L99 223V220L96 218L95 219ZM94 224H96V223H94ZM5 225V226H4ZM6 226H7V229H6ZM2 228V229H1ZM3 230V231H2ZM10 235H11V239L9 240V238H10ZM18 235V236H17ZM6 236V237H5ZM12 236L13 237H15V240L16 241H12ZM18 237V238H17ZM22 237V242L20 241V239L19 238H21ZM17 238V239H16ZM23 238H24V240H25V242H23ZM114 238V239H113ZM19 239V240H18ZM117 239H119L118 241H116ZM121 239L117 236V235H114L113 233H111V236H110V240H109V243H114L115 241V243L116 244H120V241ZM113 241V242H112ZM15 242V243H14ZM99 242H101V241H99ZM18 243V244H17ZM16 244V245H15ZM104 244H105V242H104ZM116 244H115V246H116ZM21 247H20V246ZM24 245V246H23ZM30 246V248L28 249V247L26 248V246ZM113 245V244H112ZM17 246V247H16ZM23 246V247H22ZM114 246V245H113ZM15 247V248H14ZM25 247V248H24ZM14 248V249H13ZM16 249V250H15ZM19 251H18V250ZM27 249H28V251H27ZM19 252V253H18ZM28 252V253H27ZM30 252V253H29ZM27 253V254H26ZM8 254H10L9 256H8ZM89 255V254H88ZM3 257H5V259H3ZM7 257L9 258V260L7 259ZM11 257V258H10ZM26 258H28L29 259V261H27L28 259H26ZM47 258V259H46ZM11 259V260H10ZM33 259H34V257H33ZM33 259H31V260H33ZM50 258H48V257H46L45 255L44 256H40V258H38V259H34L32 262L33 263H35V264H53V262H51V260H49ZM161 259H163V258H161ZM161 259H159V260H161ZM10 261V262H9ZM11 261H14V262H11ZM18 263H17V262ZM46 261H48V262H46ZM20 262H22V263H20ZM50 262V263H49ZM55 264V263H54Z\"/></svg>","mask_w":264,"mask_h":264}]
</instances>
